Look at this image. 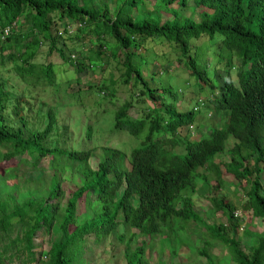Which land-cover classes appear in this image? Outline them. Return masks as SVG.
Returning <instances> with one entry per match:
<instances>
[{
	"label": "trees",
	"instance_id": "trees-1",
	"mask_svg": "<svg viewBox=\"0 0 264 264\" xmlns=\"http://www.w3.org/2000/svg\"><path fill=\"white\" fill-rule=\"evenodd\" d=\"M161 1L166 4L172 1L185 4V0ZM192 2L199 8L197 20L180 15L175 7H171L168 8L171 17L160 21L158 15L133 16L132 10H136L142 0H120L111 14L108 9L89 6L84 0H0V37L7 40V52H0V69H4L5 62L10 63L14 74L24 82L23 96H31V85H48L57 90L60 83L50 61L40 63L31 60L41 41L38 34L48 42L49 49H55L79 72L84 69L82 58L85 56L81 54L76 57L73 51L65 55V41L62 39L61 45H57L56 38L83 37L88 31L94 30L92 34L97 42L92 52L86 55L89 63L100 61L103 46L100 36L107 31L123 50V81L131 79L130 84L139 85L140 93L152 100V107H148L140 116L128 114L129 99L116 107L113 128L126 130L131 135L144 131L143 137L128 155L118 147L102 146L103 158L96 163L95 168H91L88 158L92 147L65 146L59 137L49 139L51 134L59 136L50 108L45 111L46 123L40 130L28 131L27 118L22 115L19 116L21 123L15 128L4 121L2 111L7 106H10L9 110L14 115H19V111L27 107L21 105L25 101L18 96L5 94V80L0 75V160L17 158L20 162L25 161L27 158L24 154L30 151L35 154L32 164L47 155L54 168L49 179L48 198H26L19 204L15 203L7 212L3 208L0 210L1 227L12 226V217H16L19 228L22 227L21 237H16V253L19 252L18 256L23 254L22 263L35 259L32 250L34 232L38 228L47 232L54 222L61 228V236L48 243L46 264H69L73 258L74 245L80 248L85 234L92 233L99 239L119 224L126 230L135 228L140 235L148 236L149 241L155 237H166L174 253L175 245L183 240L181 236L186 221L192 219L200 222L212 237L220 239L227 246L235 264H264V227L256 235V242L247 248L248 251H244L239 247L235 235L241 216L234 214L230 201L209 197L213 207L223 213L225 222L204 224L194 211L190 196L180 193L183 188L193 190L197 176L212 187L211 180L221 182L223 174L229 173L247 184L243 208H248L250 214L260 217L264 222V185L260 180L262 177L264 181V0ZM63 18H71L79 23L72 30H75L73 33L65 24L61 29H56V33L51 31V25L57 19L63 21ZM6 27L7 32H4ZM214 32L220 33L219 42L229 53L223 63L224 73L217 86L218 94L207 95L204 100L214 113L220 115L223 124L212 128L206 135L189 139L188 134L185 132L181 135L180 130L192 121L197 110L194 108L195 103L180 111L173 103L166 102V95H174V91L168 85L160 86L163 89L160 92L149 86L139 67L130 60L135 50L127 48L133 42L139 44L146 38L174 44L180 54L177 59L182 56L184 68L199 87L210 82V77L203 63L197 62V50L193 48L189 51L191 47L188 42L190 38L211 36ZM231 51L238 56L233 63ZM79 52L82 53L81 50ZM230 69L234 70L233 77ZM67 82L64 89L68 86ZM83 133L84 138H90L89 122L83 124ZM228 135L235 139L227 148L228 159L217 162L214 155L224 150ZM178 143L183 147L181 153L171 150ZM58 157L75 161L82 180L66 198L57 221V203L49 199L62 192L57 175V171L61 170V166L56 163ZM125 160L128 162L127 167L123 165ZM199 167L204 172H200ZM122 185V191L117 195ZM91 191H95V194L87 202L90 216L68 230L67 225L75 222L77 199L82 194L87 198ZM133 196L136 197L134 203L131 200ZM133 236V232H128L126 236L124 233L119 235L124 241L125 264H144V250L148 243L141 240L131 247L129 242ZM199 250L209 259L205 246ZM3 251H0V263ZM79 264L88 263L81 259Z\"/></svg>",
	"mask_w": 264,
	"mask_h": 264
},
{
	"label": "rangeland",
	"instance_id": "rangeland-1",
	"mask_svg": "<svg viewBox=\"0 0 264 264\" xmlns=\"http://www.w3.org/2000/svg\"><path fill=\"white\" fill-rule=\"evenodd\" d=\"M84 1L89 6L108 9L109 14L116 9L118 3L120 4V0ZM171 7H175L180 15H188L197 20L199 8L193 5L192 0H185L184 5L177 1L166 4L161 0H142L139 7L132 10V14L134 17H140L143 14L158 15L159 20L162 21L171 17L168 9ZM64 24L72 31L76 26V21L71 18H63V21L57 19L51 25V31L56 33V29H61ZM93 31L90 30V33L88 31L86 35L78 38L63 36L56 38L57 45H61L62 39L65 41L63 46L65 55L68 51H73L76 53V57L81 54L85 56L82 58L85 64L84 69L79 72L55 49H49L48 42L38 34L41 41L36 46V52L31 60L52 63L55 77H58L60 81L57 90H53L48 85L35 84L29 86L31 96H23L24 82L14 74L10 63L5 62L4 69H0V75L5 80V85H3L5 94L18 96L20 100L25 101L21 105L27 107L20 110L19 115H14L9 110L10 106H7L2 111L4 121L15 128L21 123L19 116L22 115L27 118L28 131L40 130L46 123L45 111L50 108L59 136L51 134L49 139L59 137L65 146L92 147L88 158L91 168H95L96 163L103 158L102 146L118 147L128 155L130 149L139 145L143 137L144 131L138 135H131L126 130L113 128V112L116 107L129 99L130 104L127 112L132 116L143 115L148 107H152V100L140 93L139 85L130 84L131 79L123 81L125 78L122 63L123 50L107 31L100 36V41L103 43L100 61L92 62V65L89 63L86 55L92 52L91 49L97 42L96 37L92 34ZM219 38L220 33L214 32L211 36L199 35L197 38H190L188 42L191 47L189 51H192L193 48L197 50V62L203 63V67H206L205 70L210 77V82L207 81L199 87L196 86L194 77L190 76L187 69L184 68L182 56L179 60L177 59L180 54L174 44L156 38H146L139 44L133 42L132 46L127 48L135 50V53L130 56V60L139 67L141 75L149 86L155 87L154 89L160 92L163 91L160 86L168 85L174 91V95H166V102L173 103L180 111L195 103L194 107L197 106V110L194 112L192 121L180 130L181 135L186 132L189 139H195L202 134L206 135L212 128L223 124L220 115L214 113L210 109V104L204 100L207 95L216 96L218 94L217 86L221 83L224 73L223 63L229 53V50L220 44ZM6 42V39L0 37V52H7ZM80 50L82 53L79 52ZM230 54L233 63L235 59H238V56L234 51H231ZM230 73L233 77L234 70L230 69ZM66 82L68 86L64 89L63 86L66 85ZM87 122L91 124V135L88 139L84 138L83 133V124ZM234 141L235 139L228 135L224 150L215 154L214 160L220 163L222 160L226 161L228 159L227 148ZM171 150L181 153L183 147L178 143ZM24 155L27 159L21 162L17 158L0 160V210L3 208L7 212L15 203L19 204L26 198H48L49 179L53 175L54 169L49 162L50 157L45 155L32 164L35 154L27 151ZM57 162L58 166H61L57 175L62 192L49 201L57 203L58 221L66 198L73 189L81 184L82 176L75 166V161L58 157ZM123 165L128 166L127 160L123 162ZM198 170L204 172L202 167H199ZM260 180L264 185L262 177ZM210 183H212V187L197 176L195 188L193 190L183 188L180 193L190 196L192 207L204 224L225 222L223 213L213 207L209 197L215 196L230 201L234 210L241 216L235 234L236 239L239 247L248 251L247 248L256 242V235L263 229L264 222L260 217L250 214L248 208H243L247 184L243 179H236L229 173L223 174L221 182L217 183L211 180ZM122 188L123 185L116 192L117 195L121 193ZM94 194L95 191H91L87 198L82 194L77 199L74 209L75 222L67 225L68 230L74 224L90 216L91 211L87 202L94 197ZM131 200L134 203L136 197L133 196ZM16 219V217H12V226H0V251L4 249L0 264H46L48 261L46 247L51 240L61 236V228L57 222H54L47 232L43 228H38L32 236L34 243L32 250L35 259L22 263L21 256L23 254L18 256L19 252L16 253V237H21L22 227L19 228V220L16 221ZM128 232L134 233L129 242L131 247L139 244L141 240L147 241L148 244L144 250V264H235L227 246L220 239L212 237L200 222L192 219L186 221L184 233L181 236L183 240L181 239L175 245L174 253L171 250V243L166 237H155L149 241L148 236L140 235L135 228L126 230L123 225L119 224L114 230L99 239H96L92 233L85 234L81 247L74 245L73 258L69 264H79L81 259H84L88 264H125L124 241L119 238V235L124 233L126 236ZM20 241L23 243L22 240ZM202 246H205L209 259L200 252L199 248ZM69 253L71 254L70 251Z\"/></svg>",
	"mask_w": 264,
	"mask_h": 264
},
{
	"label": "built area",
	"instance_id": "built-area-1",
	"mask_svg": "<svg viewBox=\"0 0 264 264\" xmlns=\"http://www.w3.org/2000/svg\"><path fill=\"white\" fill-rule=\"evenodd\" d=\"M76 24H77V25H79V23H78V22H76ZM4 32H7V27H6V28H4ZM71 56H72V54H71ZM196 107H197V106H195L194 108L196 109ZM234 214H237V215H239L240 213H238L237 211H235V212H234Z\"/></svg>",
	"mask_w": 264,
	"mask_h": 264
}]
</instances>
